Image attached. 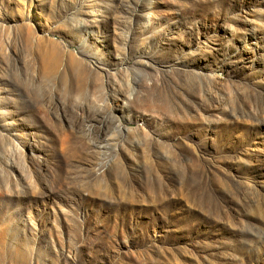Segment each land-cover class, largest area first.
Returning <instances> with one entry per match:
<instances>
[{"label": "rangeland", "instance_id": "obj_1", "mask_svg": "<svg viewBox=\"0 0 264 264\" xmlns=\"http://www.w3.org/2000/svg\"><path fill=\"white\" fill-rule=\"evenodd\" d=\"M0 264H264V0H0Z\"/></svg>", "mask_w": 264, "mask_h": 264}, {"label": "bare ground", "instance_id": "obj_2", "mask_svg": "<svg viewBox=\"0 0 264 264\" xmlns=\"http://www.w3.org/2000/svg\"><path fill=\"white\" fill-rule=\"evenodd\" d=\"M83 81H85L84 84L86 85L87 84L86 80L84 79ZM96 84H97V93H96L97 96L96 97H99L100 98L102 96V94H101V91H100V83H99V80H96ZM44 86H45V89L43 90ZM44 86L41 85V86L36 87V91L39 94V97H40V93L41 94L43 93L42 97L43 96L44 97L47 96V98L50 99L51 98L50 93H49L50 92V85H44ZM56 93L57 92L55 91L54 92V96H56ZM84 93H85V97H83V99L84 100H88V97L91 96L90 89L88 88V91L85 89ZM51 100H48V101L50 102ZM79 123L80 122H76V127L79 126Z\"/></svg>", "mask_w": 264, "mask_h": 264}]
</instances>
